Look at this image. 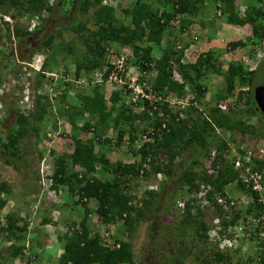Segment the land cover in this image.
<instances>
[{
    "label": "trees",
    "instance_id": "16d2710c",
    "mask_svg": "<svg viewBox=\"0 0 264 264\" xmlns=\"http://www.w3.org/2000/svg\"><path fill=\"white\" fill-rule=\"evenodd\" d=\"M53 1L49 3V0H0V5L5 6L7 11L14 9L17 15L27 18L40 14L43 10L49 16L56 11L65 13V9H72L68 24L61 28L56 27V31L66 30L74 35L73 40L66 42L62 47L74 61L73 79L78 80L82 75L89 77L92 72L107 64L104 63L105 55L113 45L130 50L126 60L127 66H135L141 74L153 75L148 80L141 75L140 80L148 82L155 96L162 100L169 94L179 99H184L188 94L193 96L189 105L180 112H173L165 103L157 104V109L154 110V105H150L148 101L140 103L143 109L139 112L133 105L125 103L118 90H111L105 98L102 87L104 84H90L91 92L79 95L78 106L64 103L67 106L62 109L63 112L59 111V115L62 116L67 111L69 123L80 134L70 136L72 152L57 158L53 172L46 175L51 184L45 191L48 195L54 192L56 197L63 201L65 199L62 203H67L68 198L63 193L60 195L61 190L66 188V195L71 200V209L79 207L83 211V217L80 222L71 221L65 224L63 234L54 235L55 241L61 245L57 264H136L130 241L115 238L111 244L105 241L98 231H89L87 218L92 213L99 223L105 226L121 221L127 233L126 238L134 232L139 221H150L153 218L155 227L163 232L161 238L167 231L175 229L177 234L176 237L172 236L174 241L169 250L174 251L176 256L170 258L168 264H181L182 257L191 254V247L183 242L184 232L192 229L198 240L204 243L208 240V227L204 216L195 221L196 218L191 212L195 206V198L191 200L192 197L189 196L198 191L200 183L211 187L206 197L211 201V209L217 213L224 228L232 227L241 217L246 220L245 216L257 219L264 216V206L259 201L257 192L243 184L238 173L233 170L231 162L225 160L228 143L218 133H236L241 137V143L264 139V117L253 98L254 88L264 82H261L257 70L248 71L241 62L232 61L224 70L215 50L198 54L194 62L184 60V52L189 44L181 47L183 42L180 35L192 36V18L198 17L205 6V0H156L154 4L148 3L147 0H133L130 8L122 10L124 20L128 18L126 22L114 15L113 8L107 6L105 0ZM217 1L219 4L216 9L220 11L224 23L238 27L249 26L251 33L248 42L252 45L264 42V10L259 7L262 0H255L259 3L258 6L246 8L242 16L238 14L239 2L236 3V0ZM91 7H96V10L90 20L94 28L89 30L86 27L87 22L82 21L81 17L87 14ZM175 21H178L177 28L172 25ZM45 22L46 19L35 31L43 28ZM197 23L204 27L201 20ZM56 31L41 39V45L32 47L28 60L41 49L49 47ZM14 32L16 39L20 41L33 35L26 28H15ZM77 39L80 42L76 43ZM83 45L85 50L82 49ZM245 45L242 40L231 41L227 43L226 51H234ZM155 51L158 54L156 57L153 56ZM47 65L44 63L43 69ZM45 73L42 71L39 77L43 79ZM174 73L182 82L179 83L173 78ZM208 74L221 77L223 88L217 94L216 105L203 114L204 112L199 111V107L193 104L200 105L205 98L207 88L202 79ZM72 86L75 90L79 89ZM242 87H247V90H237ZM69 88L70 84L66 90ZM63 98L65 99V95ZM228 98H235V108L241 102L243 107L235 111L230 107L228 113H224L218 108V104ZM159 111L162 116L158 115ZM10 113H13L14 120L5 133L7 142L0 140V159L6 165L20 170V149L17 143L26 135L24 125L27 118L14 107L9 108ZM180 113L184 114V118H180ZM42 115L41 113L40 116ZM192 115H195V118H192ZM74 116L86 120L81 126H77L79 118ZM31 117L37 118V112L32 113ZM253 117H258L260 124H253ZM136 122H146L147 127L139 129ZM164 123L165 128H162ZM109 128L116 132L115 137L103 136V132ZM149 130L153 132L149 135L150 140L138 149L137 143ZM90 133L93 134L92 137L87 136ZM97 144L100 146L98 150ZM123 147L132 158L138 159L124 164L120 161L112 162L108 158L110 153ZM212 152L216 153L212 166L219 164L220 168L214 174H207L204 163ZM263 167L264 161L254 160L252 171H260ZM97 172H100L101 178ZM149 175L162 176L159 189L144 190L142 195L133 193L134 186H137L136 180L144 182ZM230 184H234L241 194L249 198L250 202L244 210L232 209L231 212H225L216 204L214 196L228 198L224 188ZM182 192L187 193L189 198L184 200L180 196ZM0 194H12L3 182H0ZM164 194L167 196L165 201L162 199ZM178 200H184L185 206L181 212L175 210ZM6 204L7 198H0V212ZM198 213L201 215L200 210ZM166 215H171L170 226L161 223L162 217ZM227 217L230 219L227 220ZM29 225V219L21 216V209L17 207L11 209L3 219L0 217V237L2 241L8 242V255L0 259V264H12L15 261L31 264V261L37 258L39 248L47 240L42 237L40 231L29 228ZM40 225L52 227L56 225V221L43 216ZM44 229L43 233L48 235V230ZM257 232L258 229L255 228L249 239L253 240ZM111 237L107 236L108 239ZM29 247L34 250L32 254L25 253ZM256 248V255L247 258L245 262L233 263L228 252L204 246L196 260L198 264H264V247L261 244Z\"/></svg>",
    "mask_w": 264,
    "mask_h": 264
},
{
    "label": "rangeland",
    "instance_id": "374dc122",
    "mask_svg": "<svg viewBox=\"0 0 264 264\" xmlns=\"http://www.w3.org/2000/svg\"><path fill=\"white\" fill-rule=\"evenodd\" d=\"M155 1L156 0H147V2L151 4H154ZM132 2L133 0L104 1L107 6L113 8L114 15L124 22L128 21V18L127 20H124L122 10L130 8ZM237 2H239L237 10L240 16L244 14L243 12L246 8L258 6L259 4L256 3L255 0H236V3ZM218 4L219 2L217 0H205V6L199 15H197L198 17L192 18L194 22L193 25L195 26H191L190 30H192L193 35L194 33L198 35L201 41L192 40L189 42V46L186 47V54L188 56L186 61H195L198 54L203 51L206 52L208 50L209 39L211 38L219 39V42L216 43L217 47L211 46V48L216 50L215 54L224 70L227 68V64L232 61L244 64L243 58L248 54H251L253 49L259 48L261 52L257 58L259 60L261 58L262 63L259 64L255 70H257L256 72L261 78V82H264V42H259L257 45H252L250 41L248 42L251 33V28L249 26H235V31H225L226 34L223 33V35L221 32L226 28L227 24L224 23L223 17L218 15L219 12H217L218 9H216ZM259 7L264 10V0L259 4ZM95 10L96 7H91L88 13L81 17L82 21L87 22L86 27L89 30L94 28L90 20H92ZM64 12L65 13H58V11H56L54 14L49 15L43 28L34 31L31 37H25L21 41L18 40L15 47L13 44L6 47H1L0 45V94L7 93L4 96L2 95L0 102V105H2V108L0 109L1 142H7L5 133L14 120L13 113L9 114V108L14 107L18 109V111L27 118V123L24 125L26 128V135L17 143L20 149V160H18L20 170H16L11 165H6L0 159V182L5 183L8 190L12 193L8 196L0 194V198H7V204L0 212V217L3 219L11 209L15 207L20 208L21 216H25L29 219V228H35L38 232L40 231L42 237L47 240H44L45 243L39 248L37 258L32 260L31 264H57V257L61 254V245L55 241L54 235L63 234L65 224H68V222L71 221L80 222L83 217L82 209L79 207L74 208V210L71 209V200L69 196L66 195V188L61 190L60 195L63 193L70 203L67 201V203H62L65 202V199L63 201L61 198L56 197L53 192H50L48 195L47 191H45L46 187H48L46 175L53 172L57 158L72 152L70 136H77L80 134L79 131L69 123L66 116L67 111H65L62 116L59 115V111L66 108L67 105L64 104L65 102L71 104V106L73 104H76L73 106H78L79 95L89 94L92 90L91 85L86 88L83 87L75 90L72 88V84L70 85V88L66 90L68 87L67 84L69 83H65V80L68 76H71L72 78L74 73L73 66H75V64L70 55L62 49L66 42L73 40V33L66 30L56 31V27L61 28L68 24L72 9L67 8ZM26 19V16L18 15L13 23L14 28H27ZM199 20L204 24V27H201L199 23H197ZM172 25L173 27H178V21L173 22ZM194 27L197 28L194 30ZM53 31H56V36L49 43V47L47 49H41L38 53L40 55L39 57L44 59V63L48 64L43 69L46 73L44 75L45 77L42 79L39 77V74L32 70V68L30 69L29 67H26L27 62L30 63L28 56L32 51V47L36 48L41 45V39L45 38L47 34H50ZM176 34L177 33L175 32V35ZM38 36L39 38H37ZM222 36H224V38H222ZM180 37L183 38L181 39L183 42L181 47H184L185 40H187V38L188 40L190 39L187 35H180ZM206 38H208V40H206ZM238 40H242L246 45L234 51H226V45L228 42ZM75 41L77 43L79 39ZM194 42L196 44H193ZM28 43L34 44V46H29ZM82 49L85 50V45L82 46ZM119 51V48L112 45L105 55L104 63L106 62L110 64L111 62H116V59L121 53ZM157 55L158 54L155 51L153 56L156 57ZM16 59L20 60V62H26V65L10 66L12 61H15ZM18 67H20V70L21 67H25L27 76L25 79L19 78V80H17V87H13V90H15V95H13L9 93L11 86V78L9 77L18 73ZM152 76L153 75L150 76V79ZM202 83L206 86L207 93L205 98L202 99L201 104H197V107H199V111L206 114L205 112L209 108L216 105L217 94L222 90L223 83L222 78L214 74H208L202 79ZM18 87L20 89H18ZM102 87L105 91V98H107L112 88H110L109 85H104ZM237 90L245 91L246 87H242V89L237 88ZM63 95H65V99L63 98ZM38 97L40 98L38 99ZM234 100L235 98H232V100L222 102V105H225V109H223L224 113H228L230 107H233V111L243 107V102H241L237 105V108H235L233 106ZM36 112L38 117L32 118V113ZM41 113L43 114L42 116H40ZM74 117L79 118L77 116ZM180 118H184L183 113ZM192 118H195V115H192ZM79 119L77 126H81L84 123V120H86V118ZM251 122L253 124H260L258 117L251 118ZM146 124V122H136V126L139 129L147 127ZM218 133L220 136H223L230 146H237L242 142L240 140L241 137L236 133H227L225 135H222L220 132ZM103 134V136L107 138H113L115 137L116 132L109 128L107 131H104ZM92 135L93 134L90 133L87 136L92 137ZM260 141L264 144V139L259 140L257 144H261ZM98 147H100L99 144L96 145L97 150ZM184 157V160H186V156ZM108 158L112 162L120 161L124 164L131 163L138 159L132 158L124 147L110 153ZM97 173L100 175V172ZM160 177L149 175L144 182L136 180L137 186H134L135 191H133V193L142 195L144 190L153 189L157 191L162 179V176ZM102 179L104 178L102 177ZM224 189L228 196L233 199H239L241 196L234 184H230ZM180 196L185 199L188 197V194L182 192ZM162 199L164 201L167 199L166 194H164ZM262 199L264 200V191L262 192ZM245 202L246 204L244 205H238L237 209L244 210L250 202L249 198H247ZM198 210L201 211V215H199ZM191 212L196 218L195 221L199 220L200 216H204V222L208 227V240L205 241V243L198 240L192 229H188L184 232L183 242L188 247H191V254L184 255L181 264H198L196 256H200V250H202V247L204 246L205 248L215 247L217 249L220 247L223 252H228L231 255L233 263L237 261L245 262L247 258L258 253L254 240H247V238L243 237L235 238L232 241L231 247L225 245V238H227V236H232H230V233L228 234V230H226L227 228H224L220 224L217 213L211 208L206 209L200 208V206H195ZM43 216L55 220L56 225H52V227L41 226L40 221ZM226 219L228 220L230 217H227ZM154 220L155 218L150 221H139L136 225V229L131 233L129 238H126L127 233L122 226L121 221L105 226L100 224L97 217L92 213L87 218V226L90 232L93 233L98 231L101 237L104 238L105 241H109L111 244L115 238H123L130 241L134 252V262L136 264H168L169 259L176 256L175 252L169 250V248H171L174 237H176L177 233L175 229H171L161 238L160 236L163 232L155 227ZM161 223L170 226L172 223L171 215L163 216ZM44 228L48 230V235L43 233V230H45ZM107 236L112 237L111 239H108ZM24 244L26 247L27 240H25ZM6 248H8V242L2 241L0 237V259L7 257L8 254L6 253ZM33 252V248L29 247V250H26L25 253L32 254ZM12 264L24 263L15 261Z\"/></svg>",
    "mask_w": 264,
    "mask_h": 264
},
{
    "label": "built area",
    "instance_id": "2783aa9c",
    "mask_svg": "<svg viewBox=\"0 0 264 264\" xmlns=\"http://www.w3.org/2000/svg\"><path fill=\"white\" fill-rule=\"evenodd\" d=\"M17 12L14 9L6 10L5 6L0 5V45L1 47H6L11 44L15 47L16 45V36L14 32V21L17 18ZM28 22V30L32 31L36 27H38L41 23V17L39 15H33L30 17ZM120 55L116 59L114 63H107L101 69H97L92 72L89 77L82 76L78 80H74L73 78L70 79L69 77L66 78V81H70L77 86V88L87 87L88 85H109L112 90H118L121 92L122 96L124 97L125 103L133 105L137 111H142V104L144 101H148L150 105H154L153 109H157V104L163 103L167 104L169 108L173 110V112H180L181 110L185 109L188 105L190 100L193 99V96L188 94L184 100L177 98L176 96L169 94L164 100L162 98L155 96L152 89L148 85L146 80L150 79L151 74L144 73L141 74L135 66H127L126 60L128 55H130V50L127 48H119ZM256 53L254 52L253 56H249V54L243 58L244 64L249 65L250 69L254 68L255 64L257 63L258 59L256 58ZM40 56V55H39ZM39 56H34L31 64H27L26 67H34L36 70H40L43 65V59ZM21 62L16 59L12 61L11 66H18ZM251 65V66H250ZM145 76L146 80L141 81L140 76ZM26 68L22 67L21 70L16 74L12 75L11 78V86L12 89L16 86L17 80L19 78H26ZM19 77V78H17ZM173 78L178 81L179 83L182 82L181 78H179L176 73H174ZM23 84V82H22ZM8 90V89H7ZM228 100H232L229 98ZM185 102V103H184ZM139 104V106H138ZM141 105V106H140ZM156 105V106H155ZM197 107V104H193ZM221 109H225V105H220ZM2 106L0 105V109ZM159 116H162V112L159 111ZM180 113V117H181ZM162 128H165V123L162 124ZM153 132L151 130L146 131L141 141L137 143L136 147L139 149L142 144L149 139V135ZM261 143V142H260ZM264 144H257L254 142H246L241 143L237 146H230L228 144L227 152L224 156L225 160H229L232 164V168L235 172L238 173L239 178L241 179L242 183L245 184L247 187L250 186L251 190L256 191L259 195V201L264 206V200L262 199V192L264 191V167L262 170H253L254 160H262L264 161ZM256 147V149H255ZM215 152H212L209 158L205 161V170L207 174H214L216 170L220 168L219 164L216 166H212V162L215 157ZM159 176V175H158ZM48 187L51 184V181L47 179ZM46 187V189L48 188ZM211 190L209 185H205L203 183L199 184L198 191L193 193L190 197L195 198L194 204L200 206V208H211L212 204L206 197L208 191ZM55 195V193L53 192ZM216 204L222 207L225 212H231L232 209H237L238 205L246 204L247 197L242 194L239 199H233L232 197L228 196V198H223L221 196H214ZM184 200H178L176 203V208L179 212L184 209ZM242 216V215H241ZM246 220H243L241 217L235 225L232 227H226L228 230V234L230 233L229 237L225 238V242L228 247H231L232 241L235 238L243 237L249 238L253 234L252 232L255 228L258 229L256 237L253 239L255 245H261L264 247V216L260 218H253L251 216H245ZM213 237V236H212ZM261 243V244H260ZM216 244V243H215ZM220 250L221 248L218 247ZM260 247H258L259 249ZM263 249V248H262ZM261 250V248H260Z\"/></svg>",
    "mask_w": 264,
    "mask_h": 264
},
{
    "label": "clouds",
    "instance_id": "9594fccd",
    "mask_svg": "<svg viewBox=\"0 0 264 264\" xmlns=\"http://www.w3.org/2000/svg\"><path fill=\"white\" fill-rule=\"evenodd\" d=\"M54 1L53 0H49V3H53ZM217 12H219L218 13V15L220 16V11L218 10ZM36 15V14H35ZM37 15H41V23H40V25L42 24V22H43V20L45 21V19H47V17H48V14L46 13V11H42L40 14H37ZM29 18V17H28ZM28 18L26 19L27 21H28ZM30 19V18H29ZM226 24V23H225ZM228 25V24H227ZM27 26H28V22H27ZM238 27V26H237ZM37 28V27H36ZM36 28L34 29V30H32V31H29L28 30V27L26 28V30L27 31H29V32H31V33H33L35 30H36ZM177 28V27H176ZM194 40H199L197 37L194 39ZM15 42H16V44L18 43V40L16 39L15 40ZM120 48H124V47H120ZM255 50V51H254ZM186 51V50H185ZM254 52H257L256 53V58L258 57V55L260 54V49L259 48H255V49H253L252 51H251V54H249V56H253V54H254ZM34 56H39V54L37 53V54H35V55H33L29 60H30V63L29 62H27V64H31V62H32V60H33V58H34ZM258 59V58H257ZM20 61V60H19ZM260 62H261V58H260V60L258 59V61H257V63L254 65L255 67L254 68H252V69H250L247 65H244V66H246V68H247V70L248 71H251V70H255L257 67H258V65L260 64ZM11 63V62H10ZM9 63V64H10ZM20 65H26V62H23V61H21V64ZM20 65H18V66H20ZM11 66V65H10ZM43 67H44V59H43V65H42V67L40 68V70H36L34 67H30L29 66V68L31 69L32 68V70L35 72V73H37V74H40L42 71H43ZM22 68V67H21ZM28 68V67H27ZM17 71L19 72L20 71V67H18L17 68ZM74 72V71H73ZM83 76V75H82ZM70 79H72L71 78V76H68ZM17 78H19V77H17ZM75 80V79H74ZM65 83H69L70 85L72 84V85H74L72 82H70V81H66L65 80ZM68 85V84H67ZM261 85V84H260ZM17 86H15V88H16ZM24 87V86H23ZM18 89H20L19 87H18ZM246 90H247V87H246ZM8 91V90H7ZM15 90H13V88L12 89H10L9 90V93H11V94H13V95H15ZM7 94V93H6ZM6 94H2L3 96L4 95H6ZM2 95L0 94V102H1V98H2ZM229 99V98H228ZM228 99H226V100H228ZM232 99V98H231ZM225 100V101H226ZM220 105H222V102L221 103H219L218 104V108L221 110V111H223V109H221V107H220ZM2 106V105H1ZM259 142V141H258ZM261 142V141H260ZM255 143H257V142H254V144ZM156 177H160V175L158 176V175H156ZM161 178V177H160ZM227 193V192H226ZM240 195H242L241 193H240ZM186 199H188V197H186L184 200H186ZM192 199H194V198H192ZM191 199V200H192ZM195 201V200H194ZM194 201H193V204H194ZM195 205V204H194ZM195 206H197V205H195ZM194 206V207H195ZM175 210L177 211V212H179L178 210H177V208H176V206H175Z\"/></svg>",
    "mask_w": 264,
    "mask_h": 264
},
{
    "label": "crops",
    "instance_id": "0c3cea01",
    "mask_svg": "<svg viewBox=\"0 0 264 264\" xmlns=\"http://www.w3.org/2000/svg\"><path fill=\"white\" fill-rule=\"evenodd\" d=\"M191 26H195V25H191ZM198 27H199V26H198ZM196 28H197V27H194V30H195ZM235 30H236V29H235V26H233V25H226V28H225L221 33H222V34H223V33L226 34V32H229V31L233 32V31H235ZM225 31H226V32H225ZM190 32H191V35H192V36H190V35L188 36L190 40H188V38H187V40L184 39L186 42H188L187 44H189V42H191L192 40H194L196 37L199 38L198 35L196 36V34H195L194 32H193L194 35L192 34V30H190ZM217 33H218V32H217ZM223 35H224V34H223ZM217 37H218V36H217ZM191 38H192V39H191ZM222 38H224V36H222ZM181 39H183V38H181ZM184 40H183V41H184ZM206 40H208V38H206ZM209 40H210V41H209V43H208V50H215L214 48H211V46H215V47H217V46H216V43L219 42V39H218V38H214V39L211 38V39H209ZM217 40H218V41H217ZM200 41H201V39L199 38V42H200ZM186 42H185V43H186ZM185 43H184V45H185ZM193 44H196V43L194 42ZM208 50H207V51H208ZM187 51H188V50H187ZM207 51H206V52H207ZM215 51H216V50H215ZM203 52H205V51H203ZM203 52H201V53H203ZM187 57H188V56H187L186 51H185V52H184V60H185V61H186V58H187ZM188 62H194V61H189V60H188Z\"/></svg>",
    "mask_w": 264,
    "mask_h": 264
},
{
    "label": "water",
    "instance_id": "95a60500",
    "mask_svg": "<svg viewBox=\"0 0 264 264\" xmlns=\"http://www.w3.org/2000/svg\"><path fill=\"white\" fill-rule=\"evenodd\" d=\"M253 98L256 103L257 109L264 117V84L258 85L253 90Z\"/></svg>",
    "mask_w": 264,
    "mask_h": 264
},
{
    "label": "flooded vegetation",
    "instance_id": "af4514ba",
    "mask_svg": "<svg viewBox=\"0 0 264 264\" xmlns=\"http://www.w3.org/2000/svg\"><path fill=\"white\" fill-rule=\"evenodd\" d=\"M30 44H31V43H30ZM28 45H29V44H28ZM32 45L34 46V44H31V46H32ZM263 84H264V83H262L261 85H263Z\"/></svg>",
    "mask_w": 264,
    "mask_h": 264
}]
</instances>
